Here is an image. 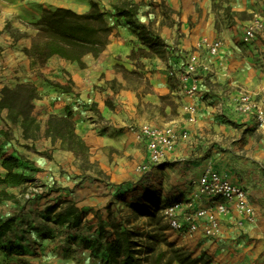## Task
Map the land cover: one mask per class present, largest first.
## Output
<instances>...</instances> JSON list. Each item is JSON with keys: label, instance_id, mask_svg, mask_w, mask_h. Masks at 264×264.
<instances>
[{"label": "crops", "instance_id": "obj_1", "mask_svg": "<svg viewBox=\"0 0 264 264\" xmlns=\"http://www.w3.org/2000/svg\"><path fill=\"white\" fill-rule=\"evenodd\" d=\"M117 1L39 0L24 11L38 16L31 19L32 25L20 29L21 35L13 36L0 25V100L5 87L23 84L33 85L40 96L32 101L41 122V136L36 139L24 137L22 117L13 122L9 110L0 108V176L6 174L3 159L13 156L19 160V170L43 187L41 194L26 200L22 191L34 184L0 186V190L18 197L0 204L14 208L10 212L0 210V219L16 218V225L1 238L0 245L19 247L24 256L16 261L23 258L31 264H106L107 240L99 238L97 214L106 220L136 202L147 211L174 201H193L197 208L209 206L197 195L199 180L208 168L246 188L253 206L264 213V129L254 117L238 111L236 103L241 89L264 91V74L254 66L264 63V32L241 54L233 53L227 42H221L220 52L231 53L206 61L213 72L204 79L199 74V93L189 97L168 78L170 60L130 57L144 46L125 21L115 16ZM135 1L142 3L138 21L150 26L166 45H175L181 54L200 58L201 47L207 49L208 43L219 41L215 18L208 10L210 0H153L179 12L178 26L190 30L182 39L165 25L154 30L153 15L147 11L152 0ZM91 2L98 3L107 14L111 32L105 50L98 57L85 55L82 66L77 61L53 57L44 67L32 69L25 49L31 47L35 24L43 11L64 7L86 13ZM253 2L262 3L232 0V9L241 15ZM7 3L11 7L0 0L2 17L16 12V5ZM256 16L264 21V16ZM236 20L243 37L252 19ZM121 66L144 74L150 91L131 85ZM222 93L228 95L225 101L215 96ZM190 108L195 109L193 122L189 119ZM51 115L70 116L77 134L90 148V163L98 166L97 172L82 169L75 153L60 140L53 142L44 136ZM146 124L172 126L180 131L173 151L166 153L162 164L151 165L148 174L137 169L148 161L146 142L140 134ZM148 177L151 183L144 184ZM67 202L87 213L80 227L46 221L47 206L59 204L60 210ZM175 234L186 240L194 258L205 254L211 264H264V217L248 224L236 212L221 216L220 234L215 238H206L202 233Z\"/></svg>", "mask_w": 264, "mask_h": 264}, {"label": "trees", "instance_id": "obj_2", "mask_svg": "<svg viewBox=\"0 0 264 264\" xmlns=\"http://www.w3.org/2000/svg\"><path fill=\"white\" fill-rule=\"evenodd\" d=\"M141 6L142 3H137L135 0H118L114 6L115 16L125 21L144 46V48L133 51L130 57L165 59L168 53V45L150 26L143 25L138 21ZM106 15V12L96 2H91L90 10L86 13H77L64 7L45 9L35 24L36 34L32 39L31 47L25 49V53L31 61L32 69L44 67L53 57L66 61H77L81 66L85 55L91 54L98 57L105 50L111 32ZM123 72L124 75L127 73V71ZM55 86L65 89L59 83H56ZM39 97L37 89L31 84H23L15 88L5 87L2 90L0 108L9 110V117L13 122L22 117L24 137L27 139H36L41 136V122L37 119L32 103L34 99H39ZM44 136L51 138L53 142L60 140L69 151L75 153L77 159L81 161L82 169H96L98 171V166L90 163V148L77 134L70 116L51 115L46 122ZM2 167L6 170V174L4 177L0 176V186L35 184L31 175L19 170L20 164L17 158L13 156L4 158ZM28 189H24L22 194L25 195ZM17 198L16 195L9 194L5 189L0 190V204L17 200ZM164 207L156 208L153 212L147 211L145 214L156 219ZM59 208V204L46 207L47 222L59 226L69 224L78 228L87 214L71 202H67L64 208L60 210ZM141 210L143 209L141 208ZM97 219L99 238L107 240L104 251L106 264H144L148 261V257L147 259L142 257L143 253L139 248L140 242L138 240L145 236L143 233L125 228L122 223L111 220L110 216L106 221L97 214ZM15 225V217L0 219V240L5 234L12 231ZM149 238L153 239L154 237L149 236ZM168 246L171 247V255L167 260H165L167 253L160 251L149 264L210 263L205 255L194 258L176 249L173 243H168ZM146 250L145 254L149 256L154 249L147 247ZM0 251L8 257L21 258L24 256L19 247L12 245H0ZM16 264L31 263L22 258L18 259Z\"/></svg>", "mask_w": 264, "mask_h": 264}, {"label": "built area", "instance_id": "obj_3", "mask_svg": "<svg viewBox=\"0 0 264 264\" xmlns=\"http://www.w3.org/2000/svg\"><path fill=\"white\" fill-rule=\"evenodd\" d=\"M264 32V21L254 17L243 31V41L247 44L255 41ZM211 55H218L222 43H208ZM213 72L208 63L197 55L189 54L178 68L171 70L182 91L189 97H196L200 90L199 71ZM237 109L243 114L254 117L259 128L264 129V91L254 92L241 89L236 100ZM190 120L195 118V109L188 110ZM141 137L146 142L148 161L137 167L140 173L149 171L151 165H160L167 152L173 151L180 135L178 129L143 125ZM43 192V187L32 185L24 195L26 200H32ZM197 195L209 203L206 207H195L193 201H174L162 209V214L171 231L193 236L202 233L206 238H215L220 234V217L236 212L242 221L255 224L264 213L255 208L246 188L227 179L213 168H208L202 174L198 183Z\"/></svg>", "mask_w": 264, "mask_h": 264}, {"label": "rangeland", "instance_id": "obj_4", "mask_svg": "<svg viewBox=\"0 0 264 264\" xmlns=\"http://www.w3.org/2000/svg\"><path fill=\"white\" fill-rule=\"evenodd\" d=\"M6 2V5H9L7 2H9L11 5H16L15 13L9 14L8 16L2 17L0 14V25H4V30L11 33L13 36H19L21 35V28L27 27L29 25H32L31 19L37 18V13L34 14H26L24 11H28L27 7H30L31 5H36L39 0H2ZM262 3L259 2H253V5L249 10H246L241 15H238L236 12L233 11L232 7V0H210V5L208 7V10H211L212 15L215 18L216 27H217V40L220 42H223L226 44L230 50L235 54H241L242 52H246L248 48H250L254 42L247 44L243 41V37L241 34V27L240 24L237 22L236 18L240 20H251L256 15L260 14L264 16V0H260ZM1 5V4H0ZM149 5V8L147 11L153 15V28L155 31L160 30L162 25H165L166 27H169L171 31H174L177 39L178 38H184L187 37L190 30H186L183 27H179V12L174 13L172 9L165 3H157L153 0L151 1ZM10 6V5H9ZM11 7V6H10ZM3 6H1L0 11H2ZM31 9H35L32 8ZM204 11V9L202 8ZM30 18V19H29ZM158 23L160 27L158 26ZM195 22H188V24L192 25ZM176 26V29L174 30ZM168 53L166 56V60H170L171 64L167 67V76L170 80H174V83L179 85L178 80L170 75V72L175 67L178 68L179 65L185 61L186 54H181L178 50V48L173 46H168ZM194 49H192L193 51ZM229 50L221 51L220 54L215 55L216 57H219L226 53H231ZM242 51V52H241ZM178 52V54H177ZM200 58L203 62L206 63L209 62L212 57H215L211 55L208 48H200ZM163 59V60H165ZM254 66L259 67V71L264 74V63H255ZM121 72L124 75L123 71H127V73L124 75V77L127 79V81L133 85V86H143L144 92L150 91V82L145 79L144 74L139 72L138 70L129 71L125 67H120ZM199 74L204 79L205 76H209L212 74V72H206V71H199ZM180 86V85H179ZM172 87V84H171ZM215 96L219 97L221 100L228 99L227 94H216ZM189 114V113H188ZM190 119V114H189ZM191 121V120H190ZM91 171L97 172L96 169H90ZM148 174V173H146ZM150 175V173H149ZM146 181H144V184L151 183L149 177L145 178ZM40 186V185H39ZM6 205V204H5ZM4 205V206H5ZM2 206V208H1ZM141 208L143 210H141ZM5 210L6 212H10L11 209H14L11 207H3V204L0 205V210ZM121 212V213H119ZM147 210L145 207L141 206L138 202L133 203L131 207H124L121 208L120 211H117V214H111L110 219L113 221L120 222L124 225L125 228H131L134 231H138L143 233L145 236L142 238H139L140 242V249L143 253L142 257L147 259L146 263H151V260L160 252L164 251L167 253L165 260H167L171 255V247L168 246V243H173L175 245L176 249H179L181 252L186 253L187 255L193 257V253L188 248V244L185 242L186 240L180 236L175 234L174 231H171L166 220L164 219V216L162 214V211L159 213L158 217L156 219L151 218L150 216L146 215L145 213ZM153 212V211H148ZM109 217V216H108ZM107 221V219H106ZM163 229H166L165 231ZM149 236H153V239H150ZM152 247L154 250L149 256H147L146 248ZM205 255V254H201ZM200 255V256H201ZM3 253L0 252V261H3L6 264H16V258L15 257H9L11 259H6ZM207 259H209V256L205 255ZM164 260V261H165ZM210 261V260H209ZM212 261H210L209 264H211Z\"/></svg>", "mask_w": 264, "mask_h": 264}]
</instances>
